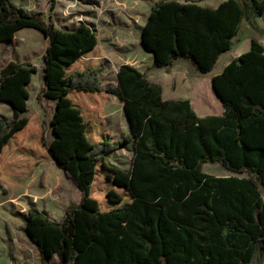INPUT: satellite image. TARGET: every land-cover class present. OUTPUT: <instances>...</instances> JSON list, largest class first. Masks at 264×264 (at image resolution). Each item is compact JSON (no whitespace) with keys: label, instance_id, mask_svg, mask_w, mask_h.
<instances>
[{"label":"trees","instance_id":"trees-1","mask_svg":"<svg viewBox=\"0 0 264 264\" xmlns=\"http://www.w3.org/2000/svg\"><path fill=\"white\" fill-rule=\"evenodd\" d=\"M199 1L153 4L141 38L153 67L187 59L208 73L243 22L264 14V0ZM24 28L40 30L49 43L42 66L12 60L0 68V102L13 114L0 115V155L29 123L28 85L42 70L39 97L55 102L53 137L46 153L29 151L52 159L82 193L60 219L29 204L24 231L43 264H252L264 251V39L252 37L250 50L213 77L224 114L200 117L188 99L164 100L161 85L128 63L119 67L118 84L103 89L93 25L58 28L51 14L46 20L39 10L0 0V42L11 43ZM108 94L123 102L130 122L117 141L100 111ZM129 144L131 169L110 165ZM209 162L249 175L214 176L203 171ZM17 170L3 165L0 175L18 185Z\"/></svg>","mask_w":264,"mask_h":264},{"label":"rangeland","instance_id":"rangeland-1","mask_svg":"<svg viewBox=\"0 0 264 264\" xmlns=\"http://www.w3.org/2000/svg\"><path fill=\"white\" fill-rule=\"evenodd\" d=\"M13 1L27 9L43 12L46 20L51 14L58 28L72 29L82 22H88L98 28L104 63V69L100 74L103 89L118 84L117 73L123 63L139 67L150 78L154 69L153 61L141 47V26L146 21L149 8L157 0ZM256 26V23L243 22L239 32L240 41L235 43L232 51L249 37L244 33L251 32L252 37L264 39V32L259 33ZM48 43L49 39L36 28L20 30L11 43H0V68L12 60H30L42 66L44 50ZM222 63L219 62L217 69ZM42 86L40 70L33 74L29 86L31 98L29 112L26 114L29 123L16 134L14 138L16 145L10 143L4 148L7 154L3 152L0 155V172L3 171V165L6 166V170L18 169V175L11 177L18 179L19 183L9 184L0 175V264H43L37 246L30 241L24 231L30 203H35L50 216L60 219L69 205L80 202L82 198L81 191L52 159L43 160V156H33L29 151L32 146H39L43 153H46L45 140L50 142L53 137L50 121L55 102L44 96L39 97ZM105 97L100 106L101 116L106 120L114 141H117L129 133L123 105L114 94ZM7 104L0 103V115L11 117L13 114ZM133 155V145L129 144L116 150L108 163L130 170ZM203 171L221 177L249 175L246 172L235 173L220 164L210 162L204 164ZM52 264H57V261L54 260ZM252 264H264L262 249L257 251Z\"/></svg>","mask_w":264,"mask_h":264},{"label":"crops","instance_id":"crops-1","mask_svg":"<svg viewBox=\"0 0 264 264\" xmlns=\"http://www.w3.org/2000/svg\"><path fill=\"white\" fill-rule=\"evenodd\" d=\"M158 1V0H157ZM185 1V0H182ZM223 1L225 0H200L199 3L207 6L217 7L219 6ZM151 8L148 10V16L151 12ZM147 16V18H148ZM146 18V21H147ZM252 19L254 21H245L248 24H254L256 23V27L259 31V33L264 32V14L262 16H258ZM145 21V23H146ZM88 23V22H87ZM145 23L141 26V38H142V32ZM75 28V27H74ZM73 29V28H72ZM99 32V43L98 47L100 48V42H101V35L98 28H96ZM19 32V31H18ZM17 34V33H16ZM248 34V38L245 41L240 42L239 46L235 51L233 50V47L235 46L236 42L240 41V36L235 38L233 47L223 52L216 65L215 68L208 72V73H201L196 69V67L191 63V61L187 59H177L173 65L168 67H154L152 74L150 75V79L152 81H155L159 83L162 87V95L164 100H190L191 106L193 110L196 112V114L200 117L208 116V115H222L225 112V107L223 104L222 99L217 95L213 84L212 79L215 75L221 73L224 68L236 57H239L244 52L250 50L252 45V34L250 33H244ZM14 40V39H13ZM12 40V41H13ZM2 43H10V42H0ZM142 49L148 53L153 61V53L146 50L142 45ZM101 49V48H100ZM102 50V49H101ZM234 52V53H233ZM219 62H223L219 69H217V66ZM122 65V64H121ZM135 66V65H133ZM137 67V66H135ZM139 70H141L139 67H137ZM142 71V70H141ZM33 77V76H32ZM32 82V81H31ZM31 84V83H30ZM28 85V88L30 86ZM30 91V90H29ZM30 98H31V92H30ZM120 100V99H119ZM30 101V99H29ZM29 101H28V109H29ZM121 101V100H120ZM122 102V101H121ZM7 104L8 102H0ZM7 105L10 106L8 103ZM123 105V102H122ZM124 111V109H123ZM125 114V113H124ZM103 118V117H102ZM128 129H129V119L125 115ZM103 121L109 130L112 139L114 141L113 134L111 133L106 120L103 118ZM130 132V129H129ZM212 175V174H211Z\"/></svg>","mask_w":264,"mask_h":264}]
</instances>
